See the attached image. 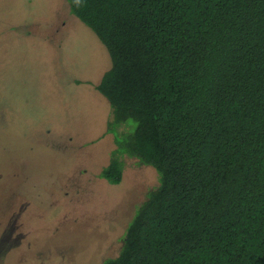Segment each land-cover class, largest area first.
Masks as SVG:
<instances>
[{
    "label": "trees",
    "instance_id": "obj_1",
    "mask_svg": "<svg viewBox=\"0 0 264 264\" xmlns=\"http://www.w3.org/2000/svg\"><path fill=\"white\" fill-rule=\"evenodd\" d=\"M107 50L115 147L158 174L102 264H264V0H67Z\"/></svg>",
    "mask_w": 264,
    "mask_h": 264
},
{
    "label": "rangeland",
    "instance_id": "obj_2",
    "mask_svg": "<svg viewBox=\"0 0 264 264\" xmlns=\"http://www.w3.org/2000/svg\"><path fill=\"white\" fill-rule=\"evenodd\" d=\"M107 50L67 0H0V264H102L158 174L120 156L97 90Z\"/></svg>",
    "mask_w": 264,
    "mask_h": 264
}]
</instances>
